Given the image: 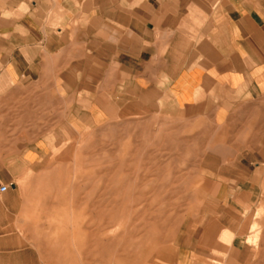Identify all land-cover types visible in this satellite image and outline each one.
Returning a JSON list of instances; mask_svg holds the SVG:
<instances>
[{"label":"crops","instance_id":"obj_1","mask_svg":"<svg viewBox=\"0 0 264 264\" xmlns=\"http://www.w3.org/2000/svg\"><path fill=\"white\" fill-rule=\"evenodd\" d=\"M138 102L208 135L211 204L179 264H264V0H0V182L41 164L59 118L77 132ZM9 188L0 264H22Z\"/></svg>","mask_w":264,"mask_h":264},{"label":"rangeland","instance_id":"obj_2","mask_svg":"<svg viewBox=\"0 0 264 264\" xmlns=\"http://www.w3.org/2000/svg\"><path fill=\"white\" fill-rule=\"evenodd\" d=\"M57 129L39 166L0 182L12 185L21 263L179 264L176 244L192 243L211 204L198 166L208 135L144 102L135 116L77 132L61 117Z\"/></svg>","mask_w":264,"mask_h":264},{"label":"built area","instance_id":"obj_3","mask_svg":"<svg viewBox=\"0 0 264 264\" xmlns=\"http://www.w3.org/2000/svg\"><path fill=\"white\" fill-rule=\"evenodd\" d=\"M7 187L5 185H0V193L5 192Z\"/></svg>","mask_w":264,"mask_h":264}]
</instances>
